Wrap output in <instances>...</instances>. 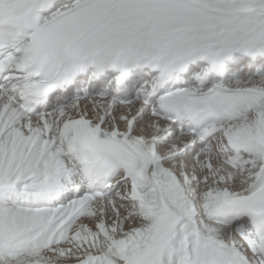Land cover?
<instances>
[{
	"label": "snow or ice",
	"instance_id": "6c2138e0",
	"mask_svg": "<svg viewBox=\"0 0 264 264\" xmlns=\"http://www.w3.org/2000/svg\"><path fill=\"white\" fill-rule=\"evenodd\" d=\"M0 264H264V0H0Z\"/></svg>",
	"mask_w": 264,
	"mask_h": 264
}]
</instances>
